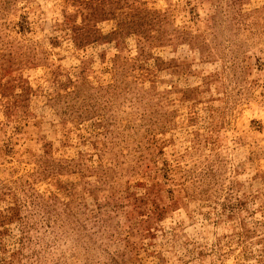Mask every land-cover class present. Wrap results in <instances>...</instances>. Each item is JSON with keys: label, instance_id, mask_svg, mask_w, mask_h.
<instances>
[{"label": "rangeland", "instance_id": "374dc122", "mask_svg": "<svg viewBox=\"0 0 264 264\" xmlns=\"http://www.w3.org/2000/svg\"><path fill=\"white\" fill-rule=\"evenodd\" d=\"M0 264H264V0H0Z\"/></svg>", "mask_w": 264, "mask_h": 264}]
</instances>
